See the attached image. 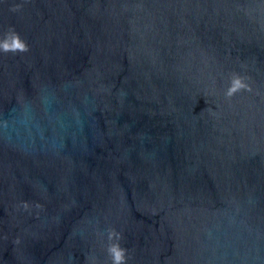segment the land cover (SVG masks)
Listing matches in <instances>:
<instances>
[{
  "label": "water",
  "instance_id": "95a60500",
  "mask_svg": "<svg viewBox=\"0 0 264 264\" xmlns=\"http://www.w3.org/2000/svg\"><path fill=\"white\" fill-rule=\"evenodd\" d=\"M13 32L0 264H112V229L125 264H264V0H0Z\"/></svg>",
  "mask_w": 264,
  "mask_h": 264
},
{
  "label": "clouds",
  "instance_id": "9594fccd",
  "mask_svg": "<svg viewBox=\"0 0 264 264\" xmlns=\"http://www.w3.org/2000/svg\"><path fill=\"white\" fill-rule=\"evenodd\" d=\"M0 50L4 52L8 51H27L26 44L19 38L18 34H11V42L6 37L3 42H0ZM244 87L239 79H235L232 82L231 87L228 89L226 95L231 96L235 91ZM109 240L115 239L117 242L109 245L107 251L112 257V264H125L126 249L122 248L118 241L122 238V234L118 233L115 229L109 231Z\"/></svg>",
  "mask_w": 264,
  "mask_h": 264
}]
</instances>
